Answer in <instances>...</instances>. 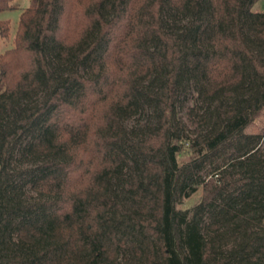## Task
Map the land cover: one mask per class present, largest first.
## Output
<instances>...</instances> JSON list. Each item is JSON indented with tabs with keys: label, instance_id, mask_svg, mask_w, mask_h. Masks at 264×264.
Returning <instances> with one entry per match:
<instances>
[{
	"label": "trees",
	"instance_id": "1",
	"mask_svg": "<svg viewBox=\"0 0 264 264\" xmlns=\"http://www.w3.org/2000/svg\"><path fill=\"white\" fill-rule=\"evenodd\" d=\"M258 1L0 19V264H264Z\"/></svg>",
	"mask_w": 264,
	"mask_h": 264
},
{
	"label": "rangeland",
	"instance_id": "2",
	"mask_svg": "<svg viewBox=\"0 0 264 264\" xmlns=\"http://www.w3.org/2000/svg\"><path fill=\"white\" fill-rule=\"evenodd\" d=\"M31 0H12L11 6L14 8L10 11H5L0 13V19H9L12 24V32L8 39L4 41L5 46L12 45L13 38L15 34V29L17 27V22L19 20L20 12L30 5ZM254 12H264V0L258 1L253 9ZM201 198V189L194 194L191 198L180 199L177 204L178 209H191Z\"/></svg>",
	"mask_w": 264,
	"mask_h": 264
}]
</instances>
